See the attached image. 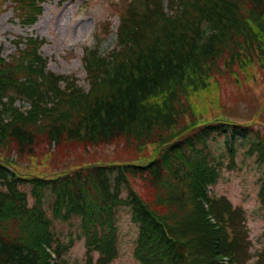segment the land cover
<instances>
[{
    "label": "trees",
    "instance_id": "16d2710c",
    "mask_svg": "<svg viewBox=\"0 0 264 264\" xmlns=\"http://www.w3.org/2000/svg\"><path fill=\"white\" fill-rule=\"evenodd\" d=\"M7 1L30 27L45 0H0V12ZM114 4L118 27L115 31L106 22L103 28L106 36L115 31L114 50L83 49L87 88L75 75L49 69L38 34L17 37L15 51L7 56L0 43V264H69L63 256L75 240L58 235L53 218L79 219L88 261L98 253L100 263L109 264L119 256L122 206L138 227L134 255L140 264H222L225 254L232 256L231 264H249L243 208L209 193L225 166L210 139L224 137L229 168L236 166L237 144L243 142L264 167V135L253 122H230L224 109L212 118L197 112L187 93L193 86L207 88L223 69L234 74L264 56V0ZM18 101L31 107L25 112ZM44 140L50 146L70 142L91 149L125 141L154 152L47 177L20 172L6 158L5 150L19 158L33 156ZM134 179L155 187L156 196L144 199L132 187ZM258 181L264 207V169ZM48 194L53 218L45 205ZM42 240L59 261L51 262ZM252 258V264H264V247Z\"/></svg>",
    "mask_w": 264,
    "mask_h": 264
},
{
    "label": "rangeland",
    "instance_id": "374dc122",
    "mask_svg": "<svg viewBox=\"0 0 264 264\" xmlns=\"http://www.w3.org/2000/svg\"><path fill=\"white\" fill-rule=\"evenodd\" d=\"M118 0H68L60 3L59 0H45L42 3L43 12L38 21L24 27L14 13L12 4L7 1L2 4L0 12V43L3 46V55L7 56L15 51V40L29 33L41 36L45 44L42 47L44 57L49 59V68L59 75H75L81 86L87 87L85 81V67L83 63V49L86 46H99L104 53H109L116 46L115 31L119 24V15L116 13L114 2ZM112 23L115 30L104 35V24ZM223 69L209 79L207 88H189L188 100L197 112H204L212 118L226 111L223 117L230 122L250 124L253 122L264 135V56L255 58L253 65L248 69L234 74ZM255 117L256 121L252 120ZM211 148L216 158L224 159L225 166L218 184L214 185V192L228 198L235 207L243 208L246 215L247 234L251 244L249 246V264H252V252L261 251L264 247V207L259 198V178L263 175L264 167L257 161V157L248 154V142L238 145L236 166L229 168V156L226 155L224 137L210 139ZM239 143V142H238ZM143 149V148H142ZM153 147L143 152L125 141L119 144L102 145L99 148H89L82 143L62 142L50 146L43 141L37 153L33 156H17L15 152L5 150L12 166L25 174L49 176L55 173L68 171L75 166L87 165L99 161L133 160L153 154ZM9 154V155H8ZM224 157H222V156ZM135 180V181H134ZM131 180L132 187L142 192L144 199L155 197L157 189L144 185L141 179ZM28 192L30 204L34 202L30 185L23 186ZM126 194V193H125ZM51 195L46 196V208L50 218ZM54 230L64 239L73 237L75 244L63 256L69 264H101L99 254L94 253L86 257L85 238L81 234L79 219L71 222L53 218ZM119 228V256L109 264H140L135 258L136 237L138 227L131 220V213L127 207H120L117 211ZM225 256V255H224ZM231 259H223L226 264ZM56 259L55 261H59ZM67 264V263H66Z\"/></svg>",
    "mask_w": 264,
    "mask_h": 264
}]
</instances>
